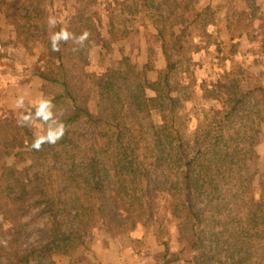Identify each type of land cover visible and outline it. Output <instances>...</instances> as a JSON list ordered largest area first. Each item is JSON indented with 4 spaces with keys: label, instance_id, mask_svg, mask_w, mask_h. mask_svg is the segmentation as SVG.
I'll list each match as a JSON object with an SVG mask.
<instances>
[{
    "label": "trees",
    "instance_id": "trees-1",
    "mask_svg": "<svg viewBox=\"0 0 264 264\" xmlns=\"http://www.w3.org/2000/svg\"><path fill=\"white\" fill-rule=\"evenodd\" d=\"M156 7L161 23L149 54L158 48L164 60L152 67L158 125L122 114L125 100L147 101L143 73L134 64L119 62L103 83L87 71L92 20L59 22V31L73 38L53 51L44 0H3L9 25H16L9 30L14 41L36 56L34 73L45 98L36 112L51 108L57 120L40 138L15 144L16 163L2 167L0 230L10 240L0 246V264H54L57 254L75 264L85 249L95 260L85 237L104 227L119 235L128 227L116 218L114 203L120 211L137 206L139 222L152 218L158 187L173 199L175 262L264 264V172L256 151L264 139V75L242 68L249 55L264 57V17L255 0H158ZM217 18L230 35L215 43L209 38ZM173 29L182 34L171 53L167 33ZM84 32L87 40L76 43ZM204 43L216 44L218 61L227 56L230 69L223 78L200 82L195 57L207 51ZM195 102L201 104L199 117ZM34 208L39 238L25 247ZM164 249L154 256L156 264H173L166 244Z\"/></svg>",
    "mask_w": 264,
    "mask_h": 264
},
{
    "label": "rangeland",
    "instance_id": "rangeland-1",
    "mask_svg": "<svg viewBox=\"0 0 264 264\" xmlns=\"http://www.w3.org/2000/svg\"><path fill=\"white\" fill-rule=\"evenodd\" d=\"M23 1L24 0H11L12 4L16 5L22 4ZM124 1L125 0H44L45 19L47 24L50 17L56 19V25L54 27H50L48 24L47 30L49 38H51L54 33L59 32L58 23L61 21L63 22L65 18L71 17L73 20L88 18L89 21L92 20L94 34L92 39L91 58L89 65L86 67L87 71L92 73V77L96 82L103 83L107 78L109 69L115 68L119 62L125 63V59H127L130 64H134L143 73L147 101L146 104H144L140 99L136 98L125 100L122 114L126 119H133L141 116L149 117L158 125L162 122V116L159 109V101L153 90L157 72H155L152 67L154 64H162L164 60L160 57L162 55L158 48L156 54H149V43L152 39V35L156 33V28L161 23L160 18L157 16L158 12L156 9L158 0H127L126 6H128V9H124ZM255 3L259 7L257 0H255ZM256 24L258 25L259 23L257 22ZM10 25L16 30V25ZM181 34L179 29L168 31L167 42L171 53H174V46L177 39H180ZM211 34L212 38L209 39L215 43L228 40L230 35L225 25L221 23L218 18L215 21V26L211 30ZM215 43L207 45L204 43L203 45L206 46L205 48H207V51L195 57V64L200 66V82L201 78H204L202 82L206 80L209 82V78L212 79L211 81H214L216 77L221 79L224 77L225 72H228L230 69L227 56H224L225 58L221 61H218L216 58L217 46ZM247 46V37L243 35L242 47L248 48ZM22 50L24 51L23 56L20 55L21 58H19L18 62L16 61L19 74L21 75L20 87L25 84L27 78H31L29 73L27 74L25 72V66L27 68L30 66L34 68L36 60V56L31 54V52L24 49ZM25 54H29L28 58L27 56L25 57ZM150 56L152 57L151 59ZM247 63L248 65L242 68H249V70L256 75H264V57L259 58L254 55H249ZM13 78L14 77L9 79L11 80ZM32 84V87H35V83ZM26 90L25 88L23 91L19 89V93H26ZM44 100L45 98L42 101L40 100L38 102L39 105L35 109H30V111L36 112L43 104ZM18 103L22 104L21 102ZM193 104L197 116H201V104L199 102ZM24 105L28 107L26 99L24 100ZM27 111L29 110L17 109L6 113L2 112L4 116V133L0 138V184L3 165H12L16 163L14 156V151L16 150V147L14 148V146H16L15 144L27 142L30 137L32 139L40 138L50 128L51 124L56 123L57 119L56 116L52 114L51 108L36 112L34 115L26 114ZM195 123L196 119L193 120V124ZM262 124L264 125V122ZM23 125L27 127L26 130H21ZM262 130H264V127ZM262 143H264V139ZM257 147V166L261 172H264V159L261 158ZM155 195L156 200L153 207V217L149 219L144 218L140 222L137 218H141L139 216L137 217V214H135V212H137V206L129 204L128 207H125L126 209L128 208L127 210L122 209L125 211H120L116 207V203L113 202V209L117 215L116 218H118V220L123 219L122 222L128 226L127 229H122L119 235H115L111 227L94 230L90 235L85 237L86 247L90 248L92 243L97 240L104 241L106 233L109 234H106L107 237H112L114 235L124 242H136L138 247L142 249H146L150 237H155L158 239V242L166 245L171 239L178 238L177 219L171 211L173 203L172 197L163 187H158ZM34 212L35 208L33 209L31 223H29L28 226V230H32V234L23 238L25 240L23 245L25 247L35 246L39 238L37 229L40 227V223L38 225L35 224ZM29 218L30 217L26 220L28 221ZM136 220L137 223H135ZM9 240V235L5 231L0 230V246L7 247ZM76 257L79 258L74 261L75 264H95V260L91 258L86 249L80 252ZM170 258L173 264H179V260L177 262L174 261L177 256ZM49 262L50 261H47L45 264H50ZM23 264L38 263H36L35 260L27 259Z\"/></svg>",
    "mask_w": 264,
    "mask_h": 264
},
{
    "label": "crops",
    "instance_id": "crops-1",
    "mask_svg": "<svg viewBox=\"0 0 264 264\" xmlns=\"http://www.w3.org/2000/svg\"><path fill=\"white\" fill-rule=\"evenodd\" d=\"M2 2L3 0H0V137L4 129L2 112L6 113L17 109H35L39 105L38 102L44 99L41 80L35 75L34 68H31V66L29 68L25 66V72L29 73L31 78H27L25 84L21 87L19 85L21 75L16 61L18 62L21 58L20 55L23 56L24 51L14 41L9 32L10 25L2 10ZM257 2L264 17V0H257ZM243 49L246 50L247 48ZM26 56L28 58L29 54H25ZM12 77L14 78L10 80L9 78ZM32 83H35V87H32ZM24 88L27 89V92L19 93V89L23 91ZM25 99L28 107L24 105ZM263 127L262 124V129ZM257 148L261 158L264 159V143ZM106 234L104 241L97 240L90 247L95 254V264H156L154 256L160 255L165 250L164 244L158 242L155 237H150L146 249H142L138 247L136 242H124L114 235L107 237ZM164 241L166 242L165 239ZM167 246L169 248V258L178 255V238L168 241ZM53 262L54 264H70V258L63 254H57L53 257ZM178 262L179 264H186L183 260Z\"/></svg>",
    "mask_w": 264,
    "mask_h": 264
},
{
    "label": "clouds",
    "instance_id": "clouds-1",
    "mask_svg": "<svg viewBox=\"0 0 264 264\" xmlns=\"http://www.w3.org/2000/svg\"><path fill=\"white\" fill-rule=\"evenodd\" d=\"M48 24L50 27H54L56 25V19L54 17H50L48 20ZM88 35L89 34L87 32L82 33L79 37L74 38L75 42L83 45L84 41L87 40ZM70 38H73L72 35L67 30L64 29H61L59 32L54 33L50 38L52 44V50L59 51V42L67 41ZM33 146L38 149L40 147V144L35 143Z\"/></svg>",
    "mask_w": 264,
    "mask_h": 264
}]
</instances>
